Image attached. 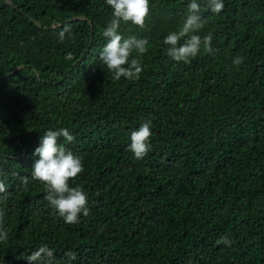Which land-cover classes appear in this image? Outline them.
I'll use <instances>...</instances> for the list:
<instances>
[{"label": "trees", "instance_id": "trees-1", "mask_svg": "<svg viewBox=\"0 0 264 264\" xmlns=\"http://www.w3.org/2000/svg\"><path fill=\"white\" fill-rule=\"evenodd\" d=\"M149 2L143 29L120 28L149 41L143 72L114 81L99 60L106 0H0V264H28L41 244L53 264H69V251L70 264H264V0H223L219 14L196 0V34L211 33L215 52L187 64L163 40L192 0ZM149 119L150 151L137 160L130 134ZM60 128L75 137L58 143L82 161L69 183L89 209L71 225L31 179L40 137ZM225 234L231 245H217Z\"/></svg>", "mask_w": 264, "mask_h": 264}, {"label": "clouds", "instance_id": "clouds-1", "mask_svg": "<svg viewBox=\"0 0 264 264\" xmlns=\"http://www.w3.org/2000/svg\"><path fill=\"white\" fill-rule=\"evenodd\" d=\"M106 4L111 7L112 19L103 30V37L107 43L99 53L100 62L106 66L112 74L114 81H119L121 77L128 80H138L143 67L139 57L148 52L149 41L147 39H137L135 36L125 38L121 32V25H132L143 29L150 14L149 0H106ZM207 8L214 14H219L223 8V0H207ZM200 5L196 0L187 7L186 18L182 26L170 32L163 40L167 48V57L177 63H190L191 59L198 56L201 49L208 54H213V36L211 33L201 37L198 33L204 22L199 15ZM131 31V29H129ZM66 36L71 38V28L64 25L58 33L60 42H64ZM182 41V43H181ZM136 53V57H133ZM130 57H132L130 59ZM73 55L69 52L65 60H72ZM244 58L237 56L233 59V64L237 69L243 64ZM152 122L145 120L140 126L130 134V146L128 151L133 154L134 159H143L150 151V137ZM63 137L65 143H72L75 137L66 128L58 130H48L40 137V144L35 149L34 156L39 157L31 168V179L42 184L47 192L45 199L55 215H58L66 224H76L79 222L81 214L89 215L87 207V196L84 190L79 187L70 186V181L75 180L84 171L82 161L79 156L74 155L64 144L58 143ZM0 169V176L4 175ZM27 183V179L23 180ZM0 193H7L6 185L0 180ZM7 199V195L2 197ZM5 215L0 210V243L7 242L8 232L2 226V217ZM232 241L228 235H222L216 240V244L230 246ZM53 250L47 245L41 244L38 249L26 257L28 264H53ZM68 262L76 259L75 253L69 251L65 253Z\"/></svg>", "mask_w": 264, "mask_h": 264}, {"label": "water", "instance_id": "water-1", "mask_svg": "<svg viewBox=\"0 0 264 264\" xmlns=\"http://www.w3.org/2000/svg\"><path fill=\"white\" fill-rule=\"evenodd\" d=\"M76 19H80V17H78V18H76ZM19 68H20V67H19ZM19 68H17V69H19ZM17 69H16V70H17Z\"/></svg>", "mask_w": 264, "mask_h": 264}]
</instances>
